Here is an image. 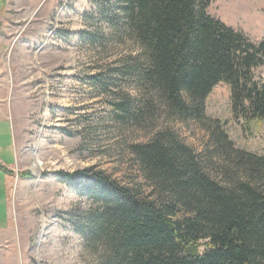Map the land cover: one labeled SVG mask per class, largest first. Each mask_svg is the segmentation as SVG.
Listing matches in <instances>:
<instances>
[{"label":"rangeland","instance_id":"rangeland-1","mask_svg":"<svg viewBox=\"0 0 264 264\" xmlns=\"http://www.w3.org/2000/svg\"><path fill=\"white\" fill-rule=\"evenodd\" d=\"M101 1L0 0V164L11 165L0 169V264H97L82 233L93 208L85 183L68 185L57 173L92 167L152 198L130 146L158 130L172 132L220 178L206 123L172 118L138 98L143 91L125 75L136 49L115 39L108 20L115 14L107 17ZM207 13L253 42L264 38V0H211ZM82 31L99 43H87ZM98 73L116 83L99 89L89 79ZM253 74L264 79V65ZM120 89L148 102L141 122L116 121L110 104ZM205 115L218 120L235 148L264 153V120H236L228 84L212 88Z\"/></svg>","mask_w":264,"mask_h":264},{"label":"trees","instance_id":"trees-1","mask_svg":"<svg viewBox=\"0 0 264 264\" xmlns=\"http://www.w3.org/2000/svg\"><path fill=\"white\" fill-rule=\"evenodd\" d=\"M110 1L100 7L115 14L108 19L115 39L136 49L125 75L143 91L138 98L172 118L206 123L221 163L217 179L213 166L161 129L130 146L152 198L92 167L59 171L68 185L85 183L93 208L82 233L97 264H264V153L235 148L218 120L205 115L206 97L224 82L236 120H264V79L253 74L264 65V38L253 42L209 15L211 0ZM82 35L99 43L92 32ZM89 79L104 91L116 83L99 73ZM120 91L116 100L113 90L110 104L116 121L141 122L148 102Z\"/></svg>","mask_w":264,"mask_h":264},{"label":"crops","instance_id":"crops-1","mask_svg":"<svg viewBox=\"0 0 264 264\" xmlns=\"http://www.w3.org/2000/svg\"><path fill=\"white\" fill-rule=\"evenodd\" d=\"M1 7V6H0ZM2 8V7H1ZM1 13V12H0ZM1 15V14H0ZM6 116V114L2 111V112H0V120L1 119H4V117ZM0 166H3L4 168H6V169H9V168H11V165H2V164H0ZM4 171V170H3ZM5 172V171H4ZM4 176L6 177L5 179L7 180L8 178H7V175H6V173L4 174ZM6 192H7V188H6Z\"/></svg>","mask_w":264,"mask_h":264},{"label":"bare ground","instance_id":"bare-ground-1","mask_svg":"<svg viewBox=\"0 0 264 264\" xmlns=\"http://www.w3.org/2000/svg\"><path fill=\"white\" fill-rule=\"evenodd\" d=\"M36 164H39V163L36 162Z\"/></svg>","mask_w":264,"mask_h":264}]
</instances>
